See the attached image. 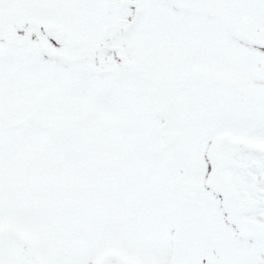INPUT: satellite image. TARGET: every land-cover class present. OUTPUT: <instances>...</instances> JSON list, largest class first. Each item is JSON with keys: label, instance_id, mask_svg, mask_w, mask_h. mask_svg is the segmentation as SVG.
I'll return each instance as SVG.
<instances>
[{"label": "snow or ice", "instance_id": "snow-or-ice-1", "mask_svg": "<svg viewBox=\"0 0 264 264\" xmlns=\"http://www.w3.org/2000/svg\"><path fill=\"white\" fill-rule=\"evenodd\" d=\"M0 264H264V0H0Z\"/></svg>", "mask_w": 264, "mask_h": 264}]
</instances>
